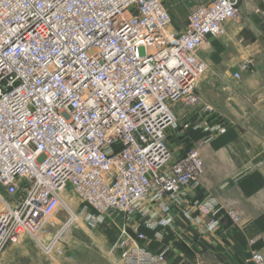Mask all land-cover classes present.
<instances>
[{
    "label": "built area",
    "instance_id": "built-area-1",
    "mask_svg": "<svg viewBox=\"0 0 264 264\" xmlns=\"http://www.w3.org/2000/svg\"><path fill=\"white\" fill-rule=\"evenodd\" d=\"M244 1L258 0L198 4L177 29L167 0H0V255L24 238L40 241L65 208L45 250L73 213L91 223L122 213L132 226L113 247L121 264H166L142 227L170 225L165 198L181 202L204 173L200 144L173 158L174 109L201 101L210 67L201 52L240 20ZM73 193L79 213L66 200ZM226 213L242 222L234 208ZM251 258L264 264L259 251Z\"/></svg>",
    "mask_w": 264,
    "mask_h": 264
},
{
    "label": "crops",
    "instance_id": "crops-1",
    "mask_svg": "<svg viewBox=\"0 0 264 264\" xmlns=\"http://www.w3.org/2000/svg\"><path fill=\"white\" fill-rule=\"evenodd\" d=\"M193 1L196 6L208 0ZM184 3L191 12L194 6ZM167 5L170 9L169 0ZM241 12L239 22L227 24L228 37H212L201 52L211 75L197 87L201 101L175 107L177 125L169 131L173 158L200 144L204 173L181 202L165 198L171 205L170 225L158 231L142 227L146 247L165 253L166 264H257L253 251L264 254V5L244 1ZM187 23L188 18L177 29ZM243 62L248 63L245 70L239 69ZM219 122L225 123L224 132L206 129ZM230 208L241 215L240 224L227 215ZM212 218L219 224L208 230ZM13 246L1 260L16 258Z\"/></svg>",
    "mask_w": 264,
    "mask_h": 264
},
{
    "label": "rangeland",
    "instance_id": "rangeland-1",
    "mask_svg": "<svg viewBox=\"0 0 264 264\" xmlns=\"http://www.w3.org/2000/svg\"><path fill=\"white\" fill-rule=\"evenodd\" d=\"M255 4L256 6L264 5V1L258 0ZM169 5L174 27L180 28L188 18L190 9L184 0H169ZM220 37H228V34ZM210 77L211 75L208 74L203 76L199 85L203 80L211 79ZM177 106L179 104L175 107ZM175 115L178 118L177 112ZM168 145L170 146V141H168ZM73 194L66 197V200L72 205L73 210L79 213L81 199L75 193ZM68 217L69 214L65 208H62L50 219L47 230L39 235L40 241L28 237L13 244L16 258L6 262L0 259V264H121V259L113 251V247L126 236L125 228L129 226L122 213L110 212L104 221L98 223H91L83 217L80 219L76 213H73L70 221L59 232V236H62L61 239L56 242L51 251L45 250L42 244L50 243ZM74 217L79 218L80 223L76 224Z\"/></svg>",
    "mask_w": 264,
    "mask_h": 264
},
{
    "label": "bare ground",
    "instance_id": "bare-ground-1",
    "mask_svg": "<svg viewBox=\"0 0 264 264\" xmlns=\"http://www.w3.org/2000/svg\"><path fill=\"white\" fill-rule=\"evenodd\" d=\"M66 194L68 195V189H67ZM66 194H65V195H66ZM68 202H69V201H68ZM76 215H77V217H79V218L81 219V216H80V215H78V214H76ZM79 218L74 217L76 224L80 223V219H79ZM80 225H81V224H80Z\"/></svg>",
    "mask_w": 264,
    "mask_h": 264
},
{
    "label": "water",
    "instance_id": "water-1",
    "mask_svg": "<svg viewBox=\"0 0 264 264\" xmlns=\"http://www.w3.org/2000/svg\"><path fill=\"white\" fill-rule=\"evenodd\" d=\"M186 2H187V3H190V4H191V6H194V5H195V3H194V1H193V0H187Z\"/></svg>",
    "mask_w": 264,
    "mask_h": 264
}]
</instances>
